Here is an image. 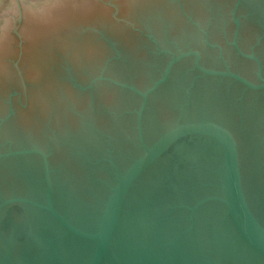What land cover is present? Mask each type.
Segmentation results:
<instances>
[{
    "label": "water",
    "instance_id": "water-1",
    "mask_svg": "<svg viewBox=\"0 0 264 264\" xmlns=\"http://www.w3.org/2000/svg\"><path fill=\"white\" fill-rule=\"evenodd\" d=\"M0 264H264V0H0Z\"/></svg>",
    "mask_w": 264,
    "mask_h": 264
},
{
    "label": "flooded vegetation",
    "instance_id": "flooded-vegetation-1",
    "mask_svg": "<svg viewBox=\"0 0 264 264\" xmlns=\"http://www.w3.org/2000/svg\"><path fill=\"white\" fill-rule=\"evenodd\" d=\"M209 44H211L212 46H214V45H215V44H213V43H209ZM252 51H255V48H254V46L252 47L251 51H249V53H251Z\"/></svg>",
    "mask_w": 264,
    "mask_h": 264
}]
</instances>
